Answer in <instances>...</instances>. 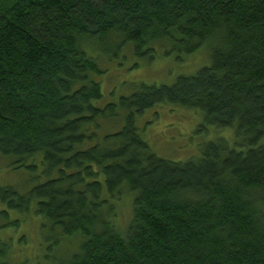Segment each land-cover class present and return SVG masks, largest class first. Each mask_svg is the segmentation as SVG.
Listing matches in <instances>:
<instances>
[{
  "label": "trees",
  "instance_id": "1",
  "mask_svg": "<svg viewBox=\"0 0 264 264\" xmlns=\"http://www.w3.org/2000/svg\"><path fill=\"white\" fill-rule=\"evenodd\" d=\"M166 43L178 57L210 45L209 66L98 106L104 72L87 44L151 58ZM161 105L234 139L160 158L137 118ZM0 156L43 169L27 191L0 187V264H30L3 236L20 228L10 211L50 237L34 264H264V0H0Z\"/></svg>",
  "mask_w": 264,
  "mask_h": 264
},
{
  "label": "rangeland",
  "instance_id": "2",
  "mask_svg": "<svg viewBox=\"0 0 264 264\" xmlns=\"http://www.w3.org/2000/svg\"><path fill=\"white\" fill-rule=\"evenodd\" d=\"M87 47L104 72L96 79L103 95V100L98 106L117 102L120 97L131 95L140 84L170 86L178 77L195 75L202 68L209 66L212 48L210 45H204L191 55L178 57L177 53H171L172 50H169L166 43L154 45L156 52L151 58H140L136 57L129 47H124L117 54L106 51V47L101 44H87ZM137 128L141 139L152 153L174 162H186L197 156L201 147L214 139H234L233 130L208 126L200 112L173 105L155 107L138 117ZM109 130V125L103 129L104 133ZM42 170L40 157L18 162L0 156V187L27 191L34 185L43 183ZM2 209H5V206L0 205V210ZM131 210L132 197L125 194L124 199L117 205V223L122 228H125L131 219ZM9 213L13 220L21 221L18 230L10 228L3 232L5 238L12 237L14 241L12 259L16 263L27 261L30 264L46 261V258L50 257L46 240L50 237L40 232L41 218L33 212L27 215L13 211ZM21 237L24 242H21ZM75 245V241L61 242V249L69 250V253L75 250Z\"/></svg>",
  "mask_w": 264,
  "mask_h": 264
}]
</instances>
